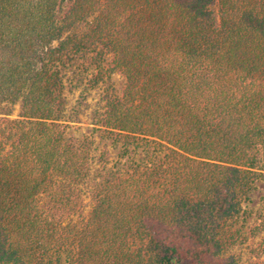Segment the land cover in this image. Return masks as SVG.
Returning a JSON list of instances; mask_svg holds the SVG:
<instances>
[{"label":"trees","instance_id":"1","mask_svg":"<svg viewBox=\"0 0 264 264\" xmlns=\"http://www.w3.org/2000/svg\"><path fill=\"white\" fill-rule=\"evenodd\" d=\"M84 54L125 80L99 139L143 155L100 180L68 135ZM262 147L264 0H0V264H264Z\"/></svg>","mask_w":264,"mask_h":264},{"label":"rangeland","instance_id":"2","mask_svg":"<svg viewBox=\"0 0 264 264\" xmlns=\"http://www.w3.org/2000/svg\"><path fill=\"white\" fill-rule=\"evenodd\" d=\"M66 9V5L62 7L60 16L65 13ZM94 58V54H84L71 58L67 63L64 81L66 113L70 119L68 135L79 139H95L94 155L96 157L106 145L110 152L111 163L105 170L97 163L93 166V177L100 180L106 171L116 173L130 169L134 162H139L143 155L141 150L137 149L136 144L126 148L121 143L104 142L99 139L105 97L111 94L120 95L124 90L125 80L119 73H113L103 80H99V66ZM107 62H104L102 66L107 67ZM259 154L263 167L262 173L264 174V147L260 149ZM263 196L264 179H259L255 182L250 200L245 205L247 224L254 221L257 212L262 208ZM91 204L89 202L87 212L91 209ZM235 251L241 255L243 263L249 260L250 255L246 252L244 245L236 247ZM70 260L62 258L61 264H67Z\"/></svg>","mask_w":264,"mask_h":264}]
</instances>
